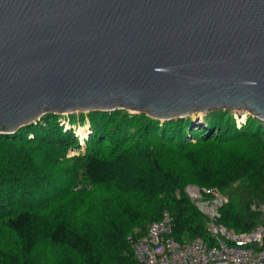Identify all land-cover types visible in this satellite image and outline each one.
I'll return each instance as SVG.
<instances>
[{"label": "trees", "instance_id": "obj_1", "mask_svg": "<svg viewBox=\"0 0 264 264\" xmlns=\"http://www.w3.org/2000/svg\"><path fill=\"white\" fill-rule=\"evenodd\" d=\"M232 114L212 110L195 127L124 109L71 114V126L91 125L83 151L56 113L0 134V264H141L127 236L165 212L175 239L211 241L190 182L227 194L219 220L229 229L264 222L252 208L264 197V121L237 126Z\"/></svg>", "mask_w": 264, "mask_h": 264}, {"label": "water", "instance_id": "obj_2", "mask_svg": "<svg viewBox=\"0 0 264 264\" xmlns=\"http://www.w3.org/2000/svg\"><path fill=\"white\" fill-rule=\"evenodd\" d=\"M116 109L264 121V0H0V134Z\"/></svg>", "mask_w": 264, "mask_h": 264}, {"label": "built area", "instance_id": "obj_3", "mask_svg": "<svg viewBox=\"0 0 264 264\" xmlns=\"http://www.w3.org/2000/svg\"><path fill=\"white\" fill-rule=\"evenodd\" d=\"M188 195L197 208L207 217V229L211 241L196 236L184 241L171 234V216L165 212L149 223L147 232L138 238L128 235L133 252L141 264H264V222L248 230L234 231L220 220L218 207L224 197L202 199V192L195 186L189 187ZM215 190L216 189H206ZM214 193L213 191H210ZM253 209L264 212V201L253 205Z\"/></svg>", "mask_w": 264, "mask_h": 264}, {"label": "rangeland", "instance_id": "obj_4", "mask_svg": "<svg viewBox=\"0 0 264 264\" xmlns=\"http://www.w3.org/2000/svg\"><path fill=\"white\" fill-rule=\"evenodd\" d=\"M116 110H120V109H116ZM125 110V109H124ZM224 110H226V109H224ZM114 111V110H113ZM126 111H128V110H126ZM212 111V110H211ZM211 111H209V112H211ZM109 112V111H108ZM128 112H130V111H128ZM209 112H207V113H202L201 115H200V117H197V118H195L194 116H190L189 118L192 120V122H193V124H192V127H195V125H205V116H206V114H208ZM78 113H80V112H77V111H75V112H73V113H71V114H78ZM83 113V112H82ZM130 113H132V112H130ZM138 113H140V112H138ZM232 115H233V117L235 118V120H236V124H237V126H240L241 124H243L244 122H241V123H238V121H239V116H243L244 114H246L247 115V117L249 116V114L246 112V111H232ZM57 114V113H56ZM71 114H60V115H63V116H65V117H62V119H61V124L67 129V123H70L69 122V117H70V115ZM85 114H87V113H85ZM246 117V118H247ZM42 118V117H41ZM184 118H186V117H184ZM238 118V119H237ZM159 120V119H158ZM88 123L89 121L86 119L85 121H84V123ZM160 122H163V121H161L160 120ZM83 123V124H84ZM85 123V124H86ZM71 126V125H70ZM73 126L76 128V127H78V126H81L80 125V123L78 122V123H76L75 125H72L71 127L73 128ZM89 126H90V129H91V125H90V123H89ZM75 128H73V129H75ZM191 128V127H190ZM75 132V131H74ZM76 134V133H75ZM89 135H90V133H89ZM79 138V137H78ZM81 139L79 138V141H80ZM80 144L82 145V149H81V151H83L84 150V144H83V142L82 141H80ZM77 153H79L77 150H71L70 152H69V156H72V155H75V154H77ZM191 186H195V187H198L200 190L199 191H201L202 192V194H201V196H202V199L203 200H205V201H208V200H206V199H212L213 197H217L216 199L219 201V197L220 196H222V197H226L225 198V200H224V202H223V204L225 203V202H227L228 201V199H229V197L227 196V194H225L223 191H221V190H219V189H217L216 191L215 190H206L207 188L206 187H200V186H198L197 184H195V183H187L186 184V186H185V190H186V192H187V190L190 192V190H189V187H191ZM210 191H213L214 193H211ZM187 194H188V192H187ZM190 197V196H189ZM191 198V197H190ZM194 199V198H193ZM192 198H191V200L192 201H194ZM264 201V197H257V198H255L254 200H253V202H252V208H253V205L254 204H256L257 203V205L258 204H260V203H262ZM195 202V201H194ZM220 208H221V205L218 207V211L221 213V211H220Z\"/></svg>", "mask_w": 264, "mask_h": 264}, {"label": "bare ground", "instance_id": "obj_5", "mask_svg": "<svg viewBox=\"0 0 264 264\" xmlns=\"http://www.w3.org/2000/svg\"><path fill=\"white\" fill-rule=\"evenodd\" d=\"M201 114H202V113H200V114L198 115V117H200ZM246 117H247L246 114H244L243 116H239V117H238V118H239L238 123L244 122V121L246 120ZM238 118H237V119H238ZM69 128H71L70 123H67V129H69ZM74 128H75V127H74ZM75 130H76L77 135H78V136L80 137V139H81L80 141L83 142L84 139L87 138L88 135H89V133H90L89 122L86 123L84 126H78V127H76Z\"/></svg>", "mask_w": 264, "mask_h": 264}]
</instances>
